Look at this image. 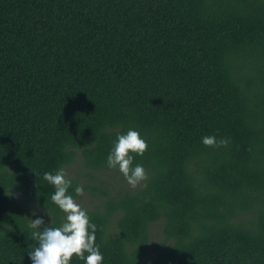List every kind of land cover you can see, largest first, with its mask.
<instances>
[{
    "label": "trees",
    "instance_id": "16d2710c",
    "mask_svg": "<svg viewBox=\"0 0 264 264\" xmlns=\"http://www.w3.org/2000/svg\"><path fill=\"white\" fill-rule=\"evenodd\" d=\"M129 129L135 188L106 163ZM61 168L102 264H264V0H0V264L39 246L13 193L64 222Z\"/></svg>",
    "mask_w": 264,
    "mask_h": 264
},
{
    "label": "clouds",
    "instance_id": "9594fccd",
    "mask_svg": "<svg viewBox=\"0 0 264 264\" xmlns=\"http://www.w3.org/2000/svg\"><path fill=\"white\" fill-rule=\"evenodd\" d=\"M202 143L207 147H220L227 146L229 141L225 138L218 140L215 136H204ZM147 148L146 141L136 130L129 129L126 134H118L107 157V167L118 168L128 184L135 188L147 179V173L142 165L133 167V156L130 153L142 156ZM43 179L54 187L51 201L65 214V219L59 227H41L45 224L42 217L30 219L29 227L34 230L32 237L39 245L28 251L32 264H70L74 255L85 264H102L103 255L95 243L96 225L90 223L87 211L69 194L68 189L72 182L67 178L65 170L61 168L55 174L45 172ZM74 191L76 196L84 195L82 186L75 187Z\"/></svg>",
    "mask_w": 264,
    "mask_h": 264
},
{
    "label": "rangeland",
    "instance_id": "374dc122",
    "mask_svg": "<svg viewBox=\"0 0 264 264\" xmlns=\"http://www.w3.org/2000/svg\"><path fill=\"white\" fill-rule=\"evenodd\" d=\"M14 198L16 199L17 203L23 207H26L29 209L31 213L35 211V214L39 215V217H42L43 219H47L46 216L41 215V211H39L36 207L31 205V202H29L24 195L20 194L19 192L13 193ZM91 200L90 194H84L81 199L75 200L80 206H90L89 201ZM158 230L156 229L155 235L152 238L151 242H156L159 239V235H156Z\"/></svg>",
    "mask_w": 264,
    "mask_h": 264
}]
</instances>
